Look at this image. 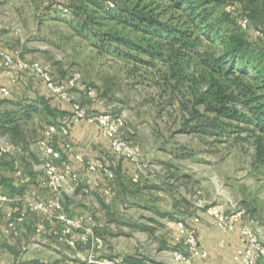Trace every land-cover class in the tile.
<instances>
[{
    "label": "rangeland",
    "instance_id": "obj_1",
    "mask_svg": "<svg viewBox=\"0 0 264 264\" xmlns=\"http://www.w3.org/2000/svg\"><path fill=\"white\" fill-rule=\"evenodd\" d=\"M57 1L0 0V48H20L26 59L49 63L58 79L65 78L69 68L77 69L81 73V90L76 96L84 107L88 111L108 110L122 119L119 133H123L131 152L129 156L117 153L120 161L126 160L123 172L117 166L111 167L116 180L125 185L117 200L124 211L117 218L150 225L148 238L164 245L172 239L174 224L179 219L189 221L193 214L202 216L209 205L216 204L225 211L243 209L257 221L258 234L264 242V163L256 161L253 137L247 132H242V139L236 133H205L197 126L207 118L194 112V108L204 109L202 104L195 103L194 90L200 92L204 84L194 87L192 77L198 75L194 59L170 65L147 54H138L142 61L126 58L115 51L118 43L99 45L92 36L96 31L111 29L115 25L113 20L101 19L100 24L93 26L95 32H79L75 16L59 7L50 8ZM119 1L132 4L137 0ZM107 2L110 7L114 5ZM140 2L149 3L162 20L184 13L181 8H169L170 0ZM85 4L89 9L93 7L89 1ZM251 23L241 30L264 48V33L256 35V23ZM116 26L129 33L128 28ZM135 36L138 35L131 33V37ZM209 44L201 36L200 48ZM120 47L124 49V45ZM171 66L180 76L188 75V80L177 82L170 75ZM18 75H25L33 83L40 82L33 75L23 72ZM84 85L95 89L103 105L98 106L86 95ZM12 94L10 90L3 97ZM13 107L7 104L0 111ZM58 114L45 113L39 106L30 117L18 116L0 126V138L7 136L21 152L29 151L28 157L20 152L9 154L11 160L0 165L1 189L6 193L25 195L32 188L29 184L14 186L9 181L22 172L29 175L41 170L38 142L48 125L59 123ZM68 114L69 111L60 119ZM15 158L22 162V171L9 164ZM130 164L136 165V169L129 168ZM135 173L139 174L138 181L132 180ZM126 193L134 196L135 201H127ZM109 215L106 219L112 220ZM26 216L28 223H22L18 237L7 239L0 234V264H55L50 247L33 245L30 232L36 218ZM0 224L3 225L1 215ZM124 226H105L104 234L108 238L120 234L118 239L125 240L129 230Z\"/></svg>",
    "mask_w": 264,
    "mask_h": 264
},
{
    "label": "trees",
    "instance_id": "obj_2",
    "mask_svg": "<svg viewBox=\"0 0 264 264\" xmlns=\"http://www.w3.org/2000/svg\"><path fill=\"white\" fill-rule=\"evenodd\" d=\"M87 1L93 6L90 9ZM107 1L114 5L110 7ZM140 1L129 4L119 0H58L50 8L63 4L65 12L77 18L79 32H95L93 26L100 24L101 19L113 20L111 29L96 31L92 36L99 45L118 43L115 51L126 58L140 59L138 54H147L170 65L193 58L194 70L198 72L192 77L194 87L204 84L200 92L194 90L195 103L204 109L194 108V112L207 118L197 126L205 133H236L242 139V132H247L253 137L256 161L264 163V48L258 41L248 39L237 22L241 15H247L249 25L255 22V28L264 33V0H170L169 8L184 12L170 20H162L149 3ZM228 5L232 6L230 10L226 9ZM116 25L128 28L129 33ZM131 33L138 36L131 37ZM201 36L211 46L201 49ZM170 75L177 82L189 78L180 76L173 66ZM19 106L17 114L0 116V126L18 116H29L39 106L51 115L60 112L43 97Z\"/></svg>",
    "mask_w": 264,
    "mask_h": 264
},
{
    "label": "built area",
    "instance_id": "obj_3",
    "mask_svg": "<svg viewBox=\"0 0 264 264\" xmlns=\"http://www.w3.org/2000/svg\"><path fill=\"white\" fill-rule=\"evenodd\" d=\"M67 1V0H64ZM58 7L64 11L67 8L63 4ZM232 6H226L230 10ZM240 28L249 25L247 15H241L238 19ZM257 35H261V29H255ZM0 69L13 70L16 74L23 72L36 77L52 95L70 104L69 114L61 122L50 124L44 130L40 140L42 178L39 187H33L21 197L29 212L39 216L35 226V234L40 235L47 229L54 231L57 238L67 245L75 247L81 244L92 243L93 248H101L102 237L94 233L91 224L86 223L81 217L70 215L61 200L60 194L68 185L72 186L81 180V176L73 169L71 162L63 159V150L73 152V144L69 137V124L86 121L94 124L100 133L110 141L115 153L129 156L131 150L123 133L119 128L123 124L120 117H114L108 110L88 111L81 100L76 96L75 89L81 81V73L75 68H69L65 78L58 79L52 73L49 63L38 60L26 59L20 48H0ZM86 86V88H85ZM86 95L98 106L104 101L99 97L93 87L84 85ZM0 92L8 96L10 90L0 84ZM7 136L0 138V157L6 154L21 152L18 145L10 143ZM60 141L63 148L56 143ZM63 149V150H62ZM19 153V154H20ZM75 159L82 163L86 169L107 180L115 179V173L105 161L100 158L75 153ZM139 174L135 173L133 181H138ZM41 189L48 194L41 193ZM16 198L8 193L0 192V215L3 220L4 233L11 237L21 234V225L26 219V212L18 211L12 206ZM205 212L213 219L215 225L222 231L238 230L239 245L235 252V264H264V242L258 234L257 221L245 213L243 209L235 208L231 211L223 210L219 205H209ZM201 218L193 214L190 220L179 219L176 225L174 240L176 246L169 250L167 261H148L145 264H195L196 257L206 258L208 252L200 243L196 225ZM89 263L97 264H121L113 259L95 260L92 252L89 254ZM122 264H130L128 262Z\"/></svg>",
    "mask_w": 264,
    "mask_h": 264
},
{
    "label": "crops",
    "instance_id": "obj_4",
    "mask_svg": "<svg viewBox=\"0 0 264 264\" xmlns=\"http://www.w3.org/2000/svg\"><path fill=\"white\" fill-rule=\"evenodd\" d=\"M28 80V77L25 78V75H18L13 70H0V84L13 92L11 97H3L5 95L0 92V110L7 104L14 106V109L0 111V116L4 114L11 115V112L19 109L21 103L43 97L47 99L52 107H56L60 111L57 112L59 114L56 116V119L61 122L63 119L60 118H63V114L70 111V104L52 95L41 82L33 83ZM79 86L75 89V93L81 90ZM14 96L16 98L13 99ZM12 114H17V111ZM32 114L33 112L28 117ZM69 137L73 144V152H67L62 149L63 159L72 163L73 169L80 174L81 180L73 186L72 184L71 186L68 185L61 192L60 197L66 211L70 215L81 217L86 223L92 225L94 233L102 237L103 245L97 249L92 247V243L81 244L78 242L75 247H72L65 242L59 241L56 233L50 229H47L40 235L35 234V226L39 221V216L27 211L25 203L21 200L22 193H14L13 197L16 198V201L12 203V206L16 210L24 211L26 215L31 214L33 218H36V221H32L34 229L30 232L33 245L41 248L45 246L50 247L54 254L53 261L56 262L55 264H97L95 262H88L91 252L95 260L113 259L121 264L125 262L130 264H145L148 261H167L169 250L176 246L174 240L176 225L174 224L172 239L167 244L158 245L147 236L148 232L152 229L150 225L117 218L119 213L122 214L124 211L117 201L120 192L125 188L124 183L119 182L116 178L107 180L88 171L82 163L75 159L74 152L100 158L110 165V167H119L121 172L125 168L126 160H119V155L112 150L109 139L103 136L93 124L84 121L70 123ZM56 145L59 148H63L60 141H57ZM20 154H25L24 156L28 157L29 151ZM37 154L41 155V151L37 150ZM10 158L9 154L1 157L0 165L11 160ZM13 161L9 164L22 171V162L16 158ZM135 166L130 164L129 168L132 167L135 170ZM36 168L37 166L33 164V170H36ZM41 178L42 169L35 173L30 172L29 175L22 172L19 177H13L9 182L14 186L29 184V187L33 188L39 187ZM1 188L0 180V192L6 193ZM40 191L45 195L49 193L45 189H41ZM134 198L130 193L125 194V199L129 202H134ZM107 215L112 220L106 219ZM199 216L201 215L199 214ZM103 218H105L104 222L101 221ZM201 219L202 221L196 225L197 233L202 247L208 252V256L206 258L196 257L194 263L235 264V252L239 245L238 230L228 232L220 230L207 213L202 214ZM26 220L27 216L23 224L28 223ZM117 225H125L126 230H129L126 233L128 236H126L125 240L118 239L120 234L118 235L117 233V236L112 238H108L104 234L106 233L105 230H107L105 226L114 227ZM0 234L9 239V236L4 233L2 224H0Z\"/></svg>",
    "mask_w": 264,
    "mask_h": 264
}]
</instances>
